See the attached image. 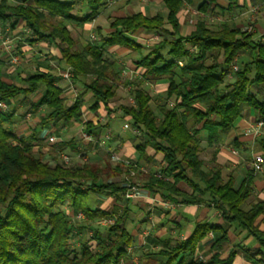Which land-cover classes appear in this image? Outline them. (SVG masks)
I'll list each match as a JSON object with an SVG mask.
<instances>
[{"label": "trees", "instance_id": "trees-1", "mask_svg": "<svg viewBox=\"0 0 264 264\" xmlns=\"http://www.w3.org/2000/svg\"><path fill=\"white\" fill-rule=\"evenodd\" d=\"M78 1L87 5L83 15L75 13ZM240 1L227 0V5H222L220 0H202L197 11L207 19L199 18L184 37L179 14L198 0H163L166 16L136 12L109 18V33L96 29L100 43L88 41L81 46L70 27L84 30L101 16L107 0H0V23L10 30L25 23L31 32L27 42L58 48L60 61L82 86L69 106L50 72L31 74L22 85L0 77V104L23 97L33 112L47 108L42 126H57L60 121L72 125L80 121L84 98L91 94L93 112L103 107L110 121L117 115L132 121L145 139L137 148L140 158H127L130 165L112 163L108 152H104L102 164L90 160L87 152L92 145L78 143L79 131L71 139L48 145V152L43 153L36 149L34 134H17L14 112L0 107V264H124L130 259L128 248L134 236L125 226L129 199L123 194L128 183L136 184L142 173L141 161H152L146 154L148 146L163 155L164 165L157 173L142 175V190L175 205H212L221 213L223 223L198 224L190 236L172 238L158 251L143 254L138 264H233L238 254L247 261L264 263V231L260 230L264 199L251 200L256 177L253 169L237 187L232 174L226 175L220 167L206 169L200 158L201 132L208 133L212 145L233 130L246 111L264 121V100L258 98L264 93V34L243 30L231 19L214 24L207 21L224 16L226 11L243 10L247 5L240 7ZM250 2L259 7L258 12L264 6V0ZM142 31L159 34V41L145 47L136 39ZM116 46L139 56L135 64L143 70L141 79L124 80L123 67L108 55V49ZM234 64L237 71L232 69ZM153 79H164L168 85L165 99L155 98V107L144 87L145 80ZM121 84L129 88L135 105L111 107ZM40 90L43 95L39 101L28 102L27 97ZM84 127L97 139L111 128L109 123L94 126L91 122ZM67 151L78 158L64 164L60 156ZM115 177L123 178L122 186L107 182ZM182 184L191 192L184 191ZM100 195L116 199L111 211L94 206ZM122 200L125 204L121 206ZM80 213L82 219L78 218ZM110 218L115 219L114 224L106 228L98 224ZM229 230L246 233L259 248L237 244L227 259H221L229 244ZM89 231L91 239H82L79 247L73 245L72 237ZM210 232L216 235L211 246L214 253L202 262L196 259V249Z\"/></svg>", "mask_w": 264, "mask_h": 264}, {"label": "crops", "instance_id": "crops-1", "mask_svg": "<svg viewBox=\"0 0 264 264\" xmlns=\"http://www.w3.org/2000/svg\"><path fill=\"white\" fill-rule=\"evenodd\" d=\"M201 2L202 0H198V2L195 3V7L198 6L199 3ZM220 3L222 5H227V0H220ZM243 5L244 6L247 5V7L244 8L243 10L235 9L234 11L237 10L240 11L241 13L243 12L245 13V11L247 12V10H249V8L252 7L250 0L247 1L241 0L240 7ZM151 6L153 7L154 4L148 3L147 6L142 5L140 8H138L136 12H143L147 16H155L157 14H160V13L152 14L151 12L153 10ZM192 7H193L192 5H186L179 14V20L181 23V35L184 37L189 35L193 31L194 26L196 24V23L194 24L193 28H191L188 34H184V32L186 31V26L183 24L184 20L186 19L185 13H189V15L193 17V15H191L189 11ZM263 8L264 6L261 8V10H263ZM233 12L229 13L228 11H226L224 16L218 15L215 18L220 20L228 19L229 18L228 15H230V17L234 19L236 16H231ZM166 14H167V9L166 12L165 13L163 12L161 15L166 16ZM126 15L127 14H123V13L112 14V18L124 17ZM261 18H264V11L261 13ZM99 20L100 17L96 20V22ZM0 25L4 30V32H8L9 34H12V36L15 37V39H17L18 41L17 47H18V51H20L19 54L21 55V59L19 57V62L13 63L11 61L10 53L5 51L0 46V77L7 83H15L18 85H22L23 79L31 74H34L36 72H45V73L50 72L56 78L54 86L56 88L62 89L63 95L66 98L67 105L69 106L73 105L78 94L82 92V86L79 83L75 82L73 73H72L73 75L72 78L69 80L64 77V74L69 69V67L65 66V64L62 61H60L61 55L58 48H56L54 45H50L49 43L40 44L44 42H36V43L27 42L26 37H27L28 29L26 28L25 23H21L14 30H10L9 28V31H5L6 26H3V24L1 23ZM241 25L242 24L240 25L238 24V26ZM90 26L92 27V24H87L84 27V30H80L77 28L75 29L78 31L85 32L88 31ZM72 28L74 27H70L71 30ZM165 28L168 30H172L169 25H166ZM109 31H110L109 28H107L105 34L109 33ZM72 35L74 38L78 40V38L75 37V33L73 31H72ZM155 36L160 37L159 34L157 33H148L142 31L139 34H137L136 39L138 42L145 45V47H149L150 46L148 43L149 40H151L152 37ZM78 41L80 42V40ZM86 43H84L82 46H84ZM129 54H133V53H131L130 50H127L119 46L108 49V55L110 57H124V59L127 60L126 56H128ZM21 60L22 62L24 61L25 63H27L30 68L24 71L20 69ZM135 62L136 60L130 62L131 67L130 65H128V76L123 77L125 81L142 78L143 70L138 69ZM157 81L158 84L162 83L165 86L164 88V92H165L168 86L166 84V80L160 79V82L159 80ZM42 95H43V91L40 90L37 93L27 97V100L30 103H36L39 101ZM13 101L17 102V106L16 108H14V110L8 109L9 103L6 105H7V110H9L10 112H14L15 114L14 123H13V127L15 131L19 136H30L34 134L37 140L36 149H42L43 153L48 152L47 148L49 147L48 146L49 144L47 143V138L49 136L54 135L57 137L59 141L62 139L66 140L67 138L64 134L69 129H71V127L76 128L78 132L82 127H84L86 123L91 122L94 126L98 124L109 123V125L111 126L109 131H111L113 135L112 140L107 142L106 148L108 150L106 148L105 149L102 148L103 151H101L100 150L101 148H97L94 145H92V149L94 147L97 148L96 150L93 151L94 156H98L100 153H102L104 156L105 155L104 152L110 151L115 154H119L125 159L128 158V159L138 160L140 158V154L137 148L145 140L142 134L140 135L142 136V141L135 140L140 136H135L131 130H124L123 126L120 127L117 122V119L120 118L118 115L116 116L115 119L110 121L106 116L107 114L103 107L100 108L97 113L93 112L91 110V105L94 103V101L92 100L91 94L87 95L84 98L83 115L80 118V121L74 122L72 125L60 121L57 124V126H54L53 123H49L46 126H42L41 120L48 113L46 107H41L38 109L37 112H33L30 110V106L29 105L26 106V104L23 102V97H18ZM170 103L173 102L171 101ZM123 105H130V103L127 102V104H123ZM111 107H114L112 103H111ZM124 120L125 123L132 124V121L128 119H124ZM260 120L261 119L254 112L252 111L244 112L243 117L238 120L234 129L227 134L221 135L213 142L212 145L209 144L208 133L205 131L200 133V139L202 140V145H203L202 153L207 149L212 150L211 160L213 165L209 169H212L214 167H220L223 169L226 175L232 174L233 177L235 178L236 181L235 184L237 187L241 184L247 172L251 168L250 163H251L252 155L258 153L264 156V148H263L264 126L261 130V134L257 137L245 134V130L247 127H249L252 124H255ZM47 131H49V133ZM105 133L106 132L104 131L100 135V138H103ZM113 139H117L116 140L117 142ZM77 141H80V139ZM80 143L85 147H89V145H84L81 141ZM89 151H91V149H89ZM202 153L200 154V158L204 160L202 158ZM146 154L147 157L152 161L151 162L141 161V166H140V171L142 172L140 174L141 176L147 173H153V170L157 168L159 164H161V168L164 165L163 155L156 154L152 146L147 147ZM98 160L102 161L100 163H104V160L101 159ZM239 167L241 168L240 171L238 170ZM122 179L123 178L121 177H115L109 179L107 182L115 183L119 186H122L123 184ZM142 179L143 176L140 179L141 183H143ZM180 187L184 189V191L186 192H191V189H189L184 184L180 185ZM142 191L143 193H148L149 197L148 198L140 197V198L132 199L129 200V202L127 203V209L129 211L127 221L129 220V215L131 216L137 214L138 216H140V218L138 219V221L132 223L131 227L129 228L127 227V225H125L126 229L134 236V242L132 246L128 248L130 259L125 261L124 264H138L139 259L143 254L150 251H158L162 246L167 244L170 241V239L172 238L181 239L190 236L195 230L196 225L198 224L221 225L223 223L221 218V213L217 211L212 205L193 206V205H182V204L175 205L172 203L173 207H166L164 203L170 201H164L162 197H160V195L151 194L147 192V190H142ZM109 197L111 196L100 195L99 197H97L104 202L103 205L99 206L101 209L107 211H111L113 209L116 203V199L112 197L113 201L110 202ZM263 199H264V172L261 174H256L254 180V194L251 200L256 201ZM124 204H125V200L119 202V205L121 206ZM130 221L132 222L133 219H131ZM260 230L264 231V223L260 224ZM228 236H229V244H227L224 247V250L221 254V259L224 260L227 259L230 255L231 250L237 244L252 249L259 248L256 241L252 237L247 238L246 233L244 232L229 230ZM215 238L216 235L213 232H210L207 235V237L197 247L196 255H201L205 257L206 260H208L211 257V255H213L214 253L211 250V246ZM196 259L198 258L196 257ZM233 264H256V263L247 261L241 254H238L234 258ZM259 264H264V263H259Z\"/></svg>", "mask_w": 264, "mask_h": 264}, {"label": "rangeland", "instance_id": "rangeland-1", "mask_svg": "<svg viewBox=\"0 0 264 264\" xmlns=\"http://www.w3.org/2000/svg\"><path fill=\"white\" fill-rule=\"evenodd\" d=\"M148 3H152L154 4V6L152 8V14H156V13H160L162 14L163 12H166V9L163 6V2L162 0H107V5L104 7L103 9V13L100 16V20L99 21H94L92 24V27L90 26V28L88 29V31L82 32V31H78L75 28H72V31L75 33V37L78 38V40H80V45L82 46L84 43L90 41V35L94 34L97 37V41H95L94 43H100V35L96 32L97 28H101L102 30V34L106 33V29L108 28L109 25V18H112V14H133L134 12H136L138 10V8H140L142 5H146ZM250 10V8H249ZM247 10V12L245 11V13H241L240 11H234L233 14L231 16H236L234 19L230 17V15H228V19H231L232 21H235V23L238 25L242 24L240 27L243 28V30H248L250 32H255L256 34H258V36H261L262 34H264V18H261V13L264 11L260 9L259 12L255 13V15H252L250 13V11ZM190 13L192 16L189 15V13H185V17L186 19L184 20V25L186 26V31L184 32V34H188L191 30V28H193L194 24L197 22V20L199 18H206L205 16L201 15L198 11H197V6H193L190 10ZM87 12V5L85 2L83 1H78L76 4V8H75V13L78 15H83ZM192 18V19H190ZM207 19V18H206ZM191 20V21H190ZM209 24H214V23H218L221 20L220 19H216V18H212L210 17L208 20ZM1 27V25H0ZM250 27H252V29H250ZM257 31V32H256ZM7 34L9 35V38L12 41V44L15 48V51L17 53V55H19L20 59H21V55L19 54L20 51H18V47H17V39H15V37L12 36V34H9L7 32ZM28 36V35H27ZM40 44H45V43H40ZM39 44V46H40ZM127 57V60L124 59V57H111L112 59H114L120 66H122L124 69H128V65H130V62L135 61L137 59H139V56L135 55V54H129ZM131 67V65H130ZM30 67L28 66L27 63H25L24 61L22 62L21 60V65H20V69L27 70ZM160 82V80H159ZM144 87L145 89L150 93V95L153 98L152 101V106L155 107V98H160L161 100L165 99V92H164V88L165 86L162 83L158 84L157 80H145L144 82ZM257 87H254L252 90L253 91H257L256 90ZM264 94H259L258 98L260 100H264ZM39 96V95H37ZM131 98L130 96V92H129V88L126 87L125 85L121 84L119 86V89L117 91V95L115 97V99L112 101V104L114 105V107H118L119 105H123V104H127L128 100ZM17 106V102L16 101H11L9 103V110H14V108H16ZM118 125L120 127L123 126V124L125 123L124 119L118 118L117 119ZM51 131V130H50ZM49 133V131H47ZM77 134V130L74 127H71V129H69L67 132H65V136L67 139H71L73 136H76ZM113 136V135H112ZM113 140H117V139H113ZM137 141H142V136H140L139 138L135 139ZM117 142V141H116ZM78 143H80V141H78ZM81 144V143H80ZM82 145V144H81ZM48 147V146H47ZM79 148H83L82 146H79ZM97 148H93L91 151H88V158L94 162L100 163L102 161L98 160H104L105 161V155L103 156L102 153H100L98 156H94L93 155V151L96 150ZM47 150H49V147L47 148ZM211 151L212 150H206L202 153V158L205 161V167L206 169H209L213 163L211 160ZM65 154L69 155L71 157V159L73 158H78L77 156L74 157V153L67 151ZM80 160L84 161V158L79 157ZM102 164V163H101ZM161 168V164H159L157 166V168H155L153 170V173H157ZM240 167L238 168V170L240 171ZM142 176L139 175L138 178L135 179L136 184L138 185H142V183L140 182ZM96 201L94 202V206H101L104 204V202L102 200H100V198H95ZM136 199V198H135ZM132 200V199H131ZM109 201H113L112 197H109ZM103 207V206H102ZM105 207V206H104ZM140 218V216H138L137 214L135 215H129V220L126 222L127 227H131L132 223H134L135 221H138V219ZM133 219V221L131 222L130 220ZM105 220V219H104ZM101 220L100 222H98V224L102 227V228H106L109 225H105L103 224V221ZM92 237V231H89V233L87 235H78L76 234V236L72 237V243L73 245L79 247V244L81 243L82 239H91ZM93 243V242H92Z\"/></svg>", "mask_w": 264, "mask_h": 264}, {"label": "built area", "instance_id": "built-area-1", "mask_svg": "<svg viewBox=\"0 0 264 264\" xmlns=\"http://www.w3.org/2000/svg\"><path fill=\"white\" fill-rule=\"evenodd\" d=\"M259 10V7H256V6H253L250 8V13L252 15H255V13H257ZM250 29H252V27H250ZM5 31H9V27L6 26L5 27ZM248 31V30H247ZM31 32L28 31L27 32V35H30ZM95 41H97V37L94 35V34H91L90 35V42L94 43ZM159 41V37L158 36H155V37H152L151 40H149V45H153L155 44L156 42ZM0 46L5 50L7 51L8 53H10L11 55V61L13 63H18L19 62V56L16 55V51H15V48L12 44V41L11 39L9 38V35L7 34V32H4V30L2 29V27H0ZM180 65H182V62H179ZM233 71H237L238 70V66L236 64L233 65ZM122 75L123 77H126L128 76V69H124L123 68V71H122ZM72 71L71 69L69 68L65 74H64V77L66 79H71L72 78ZM132 77V76H131ZM128 102L130 103V105H135V102L132 98H130L128 100ZM170 105H173V103H171ZM0 107L4 110H7V105L2 103L0 104ZM264 126V121L260 120L258 122H256L255 124H252L250 125L249 127L246 128L245 130V134L246 135H252L254 137H257L261 134V130ZM85 127H82L80 130H79V139L80 141L84 144V145H94V146H97V148H106L107 146V142L111 141L112 140V133L111 131H107L103 138H95L93 137L92 135L88 134L85 130H84ZM123 128L124 130H131L132 133L135 135V136H140L142 134V132L140 131L139 128H136V127H133L132 124L130 123H125L123 125ZM59 142V140L57 139L56 136L54 135H51L47 138V143L49 145H53L55 143ZM107 149V148H106ZM108 150V149H107ZM108 153L111 154V161L112 163L114 164H119V163H123V164H126V165H130L131 162L125 158H123L122 156H120L119 154H115L113 152H110V151H107ZM61 161L62 163L64 164H69L70 161H71V157L65 153H63L61 156ZM251 168L253 169L255 175L256 174H261L264 172V156L262 154H253L252 155V158H251ZM123 196L126 198V199H135V198H140V197H149V194L148 193H143L142 191V188L140 185L138 184H132V183H128L127 184V189L126 191L124 192ZM164 205L166 207H173V204L170 203V202H165ZM78 218L79 219H82L83 218V215L80 213L78 215ZM115 222V219L114 218H110V219H105L103 221V224L105 225H112L114 224ZM196 257L198 258V260L202 261V262H205L206 259L205 257L201 256V255H196Z\"/></svg>", "mask_w": 264, "mask_h": 264}]
</instances>
